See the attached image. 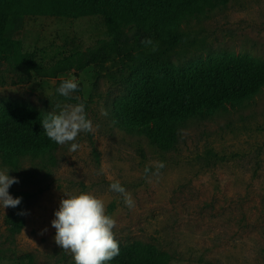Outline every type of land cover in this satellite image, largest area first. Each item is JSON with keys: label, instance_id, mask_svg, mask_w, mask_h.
<instances>
[{"label": "rangeland", "instance_id": "374dc122", "mask_svg": "<svg viewBox=\"0 0 264 264\" xmlns=\"http://www.w3.org/2000/svg\"><path fill=\"white\" fill-rule=\"evenodd\" d=\"M18 27L20 51L42 68L109 37L101 14L25 16ZM145 34L151 44L135 50V60L115 56L101 74L89 65L21 81L14 57L1 59L0 111L12 106L43 119L58 114L57 104L83 103L99 127L79 134L75 152L52 141L44 156L14 154L11 162L10 151L0 149V171L19 181L10 195L29 193L24 227L13 237L3 224L8 208L0 206V264H75L55 243L51 221L66 194L81 192L104 200L106 214L117 220L119 245L153 247L167 264H264V84L203 119H188L174 145L113 119L153 67L180 71L230 56L264 66V0H208L191 11L168 12L160 33ZM66 79L80 84L70 98L57 92ZM159 162L164 167L157 170ZM115 181L135 207L110 190Z\"/></svg>", "mask_w": 264, "mask_h": 264}, {"label": "trees", "instance_id": "16d2710c", "mask_svg": "<svg viewBox=\"0 0 264 264\" xmlns=\"http://www.w3.org/2000/svg\"><path fill=\"white\" fill-rule=\"evenodd\" d=\"M208 0H0V62L12 55L21 81L33 74L56 77L58 73L82 70L91 65L98 74L113 57L135 60V50L160 33V22L170 11H191ZM101 14L109 37L84 52H75L49 68L36 65L32 56L20 51V20L25 16L79 18ZM162 32V31H161ZM264 84V66L240 57L202 61L184 70H165L156 66L134 84L130 98L117 105L114 120L135 126L153 140L169 145L177 142L179 129L193 116L203 119L214 110L250 96ZM80 90V84H78ZM37 118L7 107L0 111V149L10 151L11 162L26 152L44 156L52 141ZM16 154V157L14 156ZM22 198L16 208L9 207L3 224L8 235L21 232L25 224L27 191H13ZM120 253L107 264H167L166 257L153 247L119 245Z\"/></svg>", "mask_w": 264, "mask_h": 264}, {"label": "clouds", "instance_id": "9594fccd", "mask_svg": "<svg viewBox=\"0 0 264 264\" xmlns=\"http://www.w3.org/2000/svg\"><path fill=\"white\" fill-rule=\"evenodd\" d=\"M151 44V40L144 41ZM78 90V83L74 79L63 80L57 92L70 98L72 93ZM60 111L47 113L41 120L42 127L48 139L58 145L70 144L69 151L75 152L80 147L75 141L80 133H94L97 126H93L92 120L87 118L85 105L57 104ZM102 115L107 111L102 109ZM163 162H159L157 170L163 168ZM9 170L0 171V206L16 208L22 198H14L9 193V188L19 183L16 177L8 175ZM148 172V169H145ZM110 190L119 193L123 197L124 204L128 208L135 207V201L119 181L110 184ZM66 194V193H65ZM66 199H61L55 218L51 221L55 229L54 241L65 252L71 253L75 264H107L120 253L119 241L116 239L114 229L117 220L106 214V206L103 199L90 192H81L77 195L66 194ZM19 212L18 215H26ZM47 229L42 230L46 232Z\"/></svg>", "mask_w": 264, "mask_h": 264}]
</instances>
